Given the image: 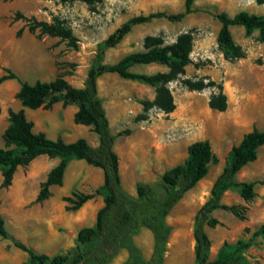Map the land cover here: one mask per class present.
Wrapping results in <instances>:
<instances>
[{
    "label": "rangeland",
    "instance_id": "1",
    "mask_svg": "<svg viewBox=\"0 0 264 264\" xmlns=\"http://www.w3.org/2000/svg\"><path fill=\"white\" fill-rule=\"evenodd\" d=\"M185 0H97L93 5L72 0H0V77L14 73L21 81H50L62 76L72 87L82 88L91 66L96 61L98 46L123 23L135 16L163 12L176 14L184 9ZM194 12L180 22L164 18L134 25L114 47L104 52L103 64L112 65L126 55L143 51L146 36H160L166 44L176 41L182 33H190L192 50L184 73L169 82L175 109L164 113L156 107L144 110L143 101H153L156 89L147 84L103 74L97 79V97L111 126L113 149L119 157L122 187L135 195L137 184H145L162 191V174L182 164L187 158V147L197 141H208L217 157L208 167L207 175L172 207L166 222L170 235L165 246L163 264H194L193 223L198 209L208 200L210 190L222 169L227 165L230 151L253 128L264 131V41L254 30L246 35L244 28H230L233 42L240 49V59L226 58L218 46L220 24L215 15L225 12L233 16L247 12L264 16V4L255 0H195ZM26 19L51 23L60 22L70 29L74 45L57 37L30 33ZM22 29V33H16ZM52 62L54 73L36 75L34 68L40 59ZM129 71L153 75L166 73L159 64L132 65ZM0 82V95L11 93L6 99H16L14 86L18 80ZM213 81L231 98L227 111H213L209 98L217 93L215 86L200 91L190 90L184 81ZM12 84V85H11ZM226 96V95H225ZM227 99V97H226ZM18 102V100H17ZM19 103V102H18ZM73 105V104H71ZM69 106V105H68ZM62 103L50 109L26 110L33 132H43L49 139L60 138L73 142L83 138L96 146L97 136L90 127L75 124L69 107ZM252 117V118H251ZM239 124L235 123V120ZM8 116H0V149H4L3 132ZM59 162L58 158L38 157L25 167L17 168L12 184L0 188V216L4 220L8 238L0 237V264H30L27 253L14 247L19 241L26 247L49 258L76 250V236L84 227L95 224L97 210L103 198L95 194L78 210H69L64 199L75 195L93 194L103 183L102 171L84 161L70 160L60 186L50 188L51 196L35 201L40 184L47 173ZM264 146L257 149V158L246 164L234 181L254 182L255 197L245 202L235 189L227 190L220 202L246 207V218L236 219L224 210H214L209 217L219 224L205 226L210 240L208 260L212 261L224 244L241 240L250 242L242 252L247 264H264V237L253 233L264 225ZM0 171V183H1ZM136 248L148 258L153 245L150 231L139 230L132 237ZM128 253L119 249L108 264H127Z\"/></svg>",
    "mask_w": 264,
    "mask_h": 264
},
{
    "label": "trees",
    "instance_id": "2",
    "mask_svg": "<svg viewBox=\"0 0 264 264\" xmlns=\"http://www.w3.org/2000/svg\"><path fill=\"white\" fill-rule=\"evenodd\" d=\"M8 2L12 0H2ZM93 5L97 0H72ZM195 0H185L184 9L176 14L163 12L151 13L146 16H135L127 20L109 35L99 46L96 61L89 69L82 88L72 87L62 76H56L52 81H36L33 84L21 81L9 72L4 80L16 79L19 90L15 98L22 108L18 111H7L8 124L3 132L4 149H0V188H8L12 184L14 174L19 167H25L39 156L58 158L59 162L50 169L45 180L40 184L35 201L41 203L51 196L50 188L60 186L68 162L72 159L84 161L90 166L102 171L103 183L93 194L75 195V199L66 197L71 204L69 210H78L95 194L102 196L103 205L96 212L95 224L81 228L76 236V250L65 255H55L49 258L26 247L19 241H13L14 247L29 256L30 264H108L119 249L128 253L127 264H163L165 246L170 235V227L166 218L172 207L183 195L196 186L208 173L211 163L217 162V157L208 141H197L187 147V158L182 164L176 165L162 174V191L157 192L145 184H137L135 195L129 194L121 184L119 157L113 149L114 137L109 121L103 109L101 100L97 97V79L103 74H116L120 78L147 84L156 89L153 101H143L144 110L156 107L164 113L175 109L173 97L167 84L184 73L189 63L192 50L190 33L180 34L176 41L166 44L160 36H146L143 40V51L126 55L117 63L103 64L104 52L114 48L131 30L134 25L150 22L153 19L164 18L170 22H180L185 16L194 12ZM259 5L264 0H255ZM18 18L27 21L30 33L38 30V36L57 37L74 45L75 39L70 29L60 22L51 23ZM220 24L217 43L224 56L229 59L243 57L240 49L235 46L230 28L241 26L246 35L254 30L264 41V16H255L247 12H239L229 16L225 12L215 15ZM22 29L16 33L19 36ZM159 64L168 69L166 73L153 75L139 74L129 71L132 65ZM190 90L200 91L205 87L215 86L217 93L211 95L208 106L211 110L224 112L227 109V99L222 87L213 81L206 84L203 81H184ZM63 107L71 104L77 106L73 121L75 124L87 126L97 136L96 147L90 146L83 138L66 143L62 139H49L43 132H33V123L27 120L24 108L30 110L50 109L56 103ZM264 145V131L253 128L245 134L240 142L231 148L227 165L214 181L208 200L198 209L193 223L194 264H247L242 252L250 247V242L241 240L234 244L224 243L217 251L212 261L208 260L210 240L205 232V226L214 228L219 222L210 218L212 211L220 209L231 213L236 219L246 218V207L241 205H226L220 202L222 195L230 189H235L240 198L250 202L255 197L254 182H235L236 174L248 163L257 158V149ZM145 228L152 234L153 245L146 259L136 248L132 237ZM254 237H264V225L253 233ZM0 237L8 238L3 218L0 216Z\"/></svg>",
    "mask_w": 264,
    "mask_h": 264
},
{
    "label": "crops",
    "instance_id": "3",
    "mask_svg": "<svg viewBox=\"0 0 264 264\" xmlns=\"http://www.w3.org/2000/svg\"><path fill=\"white\" fill-rule=\"evenodd\" d=\"M0 19H2V17H1V15H0ZM34 73L36 74V75H42V74H44V73H48V74H52V73H54V66H53V64H52V62H49V61H47V60H45V59H40L39 61H38V64H37V66L34 68ZM7 81H13V80H7ZM37 81H39V80H37ZM41 82H49V81H44V80H40ZM50 81H52V80H50ZM24 82H26V81H24ZM34 82H36V81H34ZM34 82H30L29 84H33ZM28 83V82H27ZM12 85V84H11ZM13 87H14V92H13V94H14V96H15V94L17 93V91L19 90V87H17V86H14L13 85ZM83 87V86H82ZM224 93H225V95H226V97H227V110L230 108V105H231V98L229 97V95H228V93H226V91H225V89H224ZM9 97H11V93H8L7 91H3L2 93H1V95H0V116H8L7 115V111L9 110V109H11V110H13V111H18V110H20L21 108H22V106H21V104H20V102L18 103L17 102V99H13V101H12V103L11 104H8V102H6V99H8ZM70 109V111H69V113L73 116L74 115V113L77 111V106L75 105V104H73V105H69L68 106ZM26 108H24V112L26 113ZM226 110V111H227ZM26 116V115H25ZM252 118V117H251ZM235 123L236 124H239V121H238V119L237 120H235ZM109 126H110V124H109ZM110 130H111V126H110ZM248 132H250V131H248ZM247 132V133H248ZM246 133V134H247ZM242 139V138H241ZM240 139V140H241ZM240 142V141H239ZM98 144V143H97ZM97 144H96V146H97ZM96 146H93V147H96ZM264 146V145H263ZM262 147V146H261ZM260 148V147H259ZM39 157H42V156H39ZM263 172H264V169H263Z\"/></svg>",
    "mask_w": 264,
    "mask_h": 264
}]
</instances>
